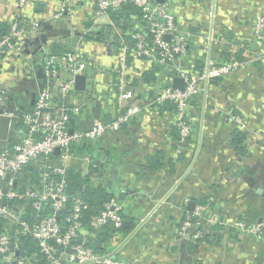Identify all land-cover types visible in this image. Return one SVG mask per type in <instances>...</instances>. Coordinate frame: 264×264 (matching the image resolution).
Listing matches in <instances>:
<instances>
[{"label": "crops", "instance_id": "0c3cea01", "mask_svg": "<svg viewBox=\"0 0 264 264\" xmlns=\"http://www.w3.org/2000/svg\"><path fill=\"white\" fill-rule=\"evenodd\" d=\"M160 1L169 2L188 38L187 50L159 69L150 83L142 79L149 61L134 57L127 71L133 96L125 105L136 103L140 112L69 165L80 163L91 186L106 189V201L120 206L127 224L104 245L116 259L132 264H264V228L256 236L235 226L264 222V42L253 34L256 15L264 16V0ZM94 9L93 0H26L23 8L17 0H0V25L16 19L24 28L37 24L17 42L18 51L0 60V85L9 94L0 112L31 110L33 94L49 88L54 105L78 108L67 122L72 131L113 115L115 49L104 38L113 23L109 15L96 21ZM57 44L86 63L85 90L63 95L49 85L41 65L43 48L50 51ZM237 52L232 59L241 64L204 83L193 97L186 109L192 134L177 145L175 109L153 106L154 93L176 73H201L209 60L219 64L230 59L227 53ZM236 131L245 133L243 153L232 140ZM18 140L15 123L1 115L0 149ZM159 153L157 167L151 168L149 159ZM32 166L29 174L37 178L43 165ZM202 198L210 202L216 222L203 223L199 239L181 238L185 212ZM189 202L195 203L193 209Z\"/></svg>", "mask_w": 264, "mask_h": 264}, {"label": "built area", "instance_id": "2783aa9c", "mask_svg": "<svg viewBox=\"0 0 264 264\" xmlns=\"http://www.w3.org/2000/svg\"><path fill=\"white\" fill-rule=\"evenodd\" d=\"M94 17L109 15V10H117L125 2L133 3L141 12V22L133 34V54L135 58L155 61L159 66L172 64L176 56L188 48V38L180 32L169 2L160 0H93ZM23 8L26 0H17ZM16 19L10 24L6 34H0V60L12 51H18L17 42L36 23L28 28L21 27ZM117 29L112 27L105 33L110 37ZM254 38L264 42V16L257 14L253 30ZM111 39V38H110ZM106 39L108 42H112ZM115 49L114 102L115 112L102 122L95 120L91 126L69 131L70 113L78 108L56 106L49 88L37 93L31 110L16 114L4 110L1 115L10 121L20 123L17 129L19 140L6 149H0V264H37L40 257L47 264H132L116 259L108 253H100L88 245L91 232L83 225V210L87 203L80 196L70 197L66 192L67 169L70 160L76 156L71 148L89 142L98 145L106 133H116L141 110L139 105H125L133 96L127 86L128 49L125 41H120ZM41 65L50 82L63 95L74 90V76L85 74L88 67L75 51L62 55L50 54L46 48ZM241 62L228 59L222 63L209 60L208 68L198 74L176 73L184 79V88L169 83L155 92L154 102H171L175 106L176 127L180 142H185L192 134L191 119L186 109L193 97L202 91L204 83L213 78L229 75ZM175 71H180L177 68ZM174 75V76H175ZM9 102L7 90L0 85V104ZM236 121V119L234 117ZM59 149V152L55 151ZM91 163L90 158H86ZM41 163L43 170L37 178H32L28 168ZM100 184L103 183L102 177ZM66 212V214H64ZM124 218L116 201L103 204L99 213L90 220V226L97 229L110 223L114 232L121 230ZM216 222L210 202L198 203L192 211H186L181 221V238L199 239L203 223ZM239 232L260 235L264 222L246 226L235 223ZM32 238L37 250L22 252L21 239Z\"/></svg>", "mask_w": 264, "mask_h": 264}, {"label": "trees", "instance_id": "16d2710c", "mask_svg": "<svg viewBox=\"0 0 264 264\" xmlns=\"http://www.w3.org/2000/svg\"><path fill=\"white\" fill-rule=\"evenodd\" d=\"M109 17L111 18L112 23L117 30L112 34V37H110L111 39L107 34L105 35L104 38L110 39L112 41L111 45L114 48H118L121 45L120 41H125V45L128 49L127 62L129 64L131 60L134 58L133 34L136 30V26H138V24L141 22V12L133 3L128 1L123 3L121 7L117 10H109ZM9 30H10V24L0 25V34H6L9 32ZM127 32L128 35L126 34ZM67 51L68 49L62 47L60 44H57L51 47L50 51L48 50V55L50 54L62 55ZM226 55L230 59L232 58L236 59L238 57V52L236 54L235 53L232 54L231 56L228 53ZM239 58L242 57L240 56ZM146 61L149 60L146 59ZM149 63H150L149 67L144 69L143 70L144 72L142 74L143 81L147 83L153 82L156 78V73L159 71V69H165L166 66V65L159 66V64H157L155 61H149ZM217 78H213L211 79V81L212 80L215 81V79L217 81ZM154 99H155V93L153 95V100ZM153 106L157 107L158 109H165V108L175 109V106L171 102H163V103L154 102ZM15 127H17L18 129L20 127V123L16 122ZM174 137L177 145H183V142H180V135L177 127L174 128ZM244 137H245V133L236 131L232 139L233 143L236 146V150H238L240 153H243L245 151V147L243 144ZM87 148H91L89 142L80 145H73L71 150L75 155H79L81 153L83 154V151H85V149ZM159 155L160 153L157 154L155 157H151L149 159V165L151 168L157 167ZM37 164H41V163L39 162L34 163L32 167H35ZM66 176H67L66 177L67 194L70 197L80 196L87 203V208L83 210L82 222L83 225L86 226L89 232L95 233L94 237L90 235L88 240V245L100 253H106L105 251L106 249L104 245L108 240V237L112 234V232H114V229L110 223H107L101 226L100 228L94 229L92 228V226H90V220L95 214L99 213V211L102 209L103 204L106 202L109 196V193L106 191V189H104L101 186L98 187L91 186L89 175L83 172L82 165L80 163L72 162L67 169ZM205 202H207L206 198H202L199 200V203H205ZM64 214H66V212ZM24 248L25 250L28 251V253L35 252L37 250L36 241L33 240L32 238L21 239L20 250L23 252ZM37 264H47V262L43 259V257H40V259L37 261Z\"/></svg>", "mask_w": 264, "mask_h": 264}, {"label": "water", "instance_id": "95a60500", "mask_svg": "<svg viewBox=\"0 0 264 264\" xmlns=\"http://www.w3.org/2000/svg\"><path fill=\"white\" fill-rule=\"evenodd\" d=\"M41 73L44 74L43 71H41ZM171 84L174 88H178V89L182 90L184 88V79L178 75H175L172 78ZM85 88H86V76H85V74H76L74 76V89L79 90V91H83V90H85ZM35 99H36V95L33 94V99H32L33 105H34ZM69 124L70 125L73 124V118L69 120ZM69 131L71 132L72 129H70ZM55 152L58 153L59 149H57ZM194 204H195L194 202L188 203V206L190 207V209H193ZM126 224L127 223L124 221L123 226Z\"/></svg>", "mask_w": 264, "mask_h": 264}]
</instances>
